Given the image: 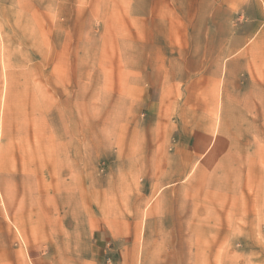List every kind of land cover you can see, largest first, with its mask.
<instances>
[{
  "label": "rangeland",
  "instance_id": "374dc122",
  "mask_svg": "<svg viewBox=\"0 0 264 264\" xmlns=\"http://www.w3.org/2000/svg\"><path fill=\"white\" fill-rule=\"evenodd\" d=\"M0 264H264V0H0Z\"/></svg>",
  "mask_w": 264,
  "mask_h": 264
}]
</instances>
